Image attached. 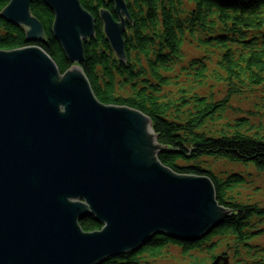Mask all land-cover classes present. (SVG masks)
Wrapping results in <instances>:
<instances>
[{
    "label": "water",
    "instance_id": "95a60500",
    "mask_svg": "<svg viewBox=\"0 0 264 264\" xmlns=\"http://www.w3.org/2000/svg\"><path fill=\"white\" fill-rule=\"evenodd\" d=\"M33 0H10L0 18L25 42L45 41ZM119 22L100 10L103 33L125 63L124 0ZM52 34L72 65L64 74L41 48L0 50V264H102L165 234L194 242L229 216L208 177L177 175L143 113L106 106L81 69L93 17L79 0H43ZM93 217L102 227L85 233ZM210 264H229L217 256Z\"/></svg>",
    "mask_w": 264,
    "mask_h": 264
},
{
    "label": "trees",
    "instance_id": "16d2710c",
    "mask_svg": "<svg viewBox=\"0 0 264 264\" xmlns=\"http://www.w3.org/2000/svg\"><path fill=\"white\" fill-rule=\"evenodd\" d=\"M9 1L0 0V12ZM124 1L130 15L123 32L125 63L112 51L100 19V10H107L119 22L114 3L79 0L95 27L94 37L83 41L81 69L100 103L149 117L162 147L161 164L177 175L208 177L218 204L230 214L197 241L158 234L139 250L102 264H148L170 247L185 257L197 254L196 264L221 255L230 264H264V246L256 242L264 237V204L238 193L251 174L216 175L209 164L223 161L264 173V0ZM30 11L45 41L27 44L23 27L0 18V50L39 47L64 74L72 65L53 37V13L43 0H33ZM185 46L198 55L187 58ZM234 99L251 100L255 110L235 109ZM251 118L259 120L256 126ZM79 225L85 233L102 227L93 217Z\"/></svg>",
    "mask_w": 264,
    "mask_h": 264
},
{
    "label": "rangeland",
    "instance_id": "374dc122",
    "mask_svg": "<svg viewBox=\"0 0 264 264\" xmlns=\"http://www.w3.org/2000/svg\"><path fill=\"white\" fill-rule=\"evenodd\" d=\"M184 53L187 58H192L193 56H197V52L194 50V48L190 46H185ZM232 106L235 109L246 111H254L251 100L245 101L240 99H234L232 101ZM263 113L264 110H261ZM229 118H234V114L232 112L228 113ZM238 117H246L244 114L236 115ZM259 120L255 118H251L250 124L256 126L258 124ZM262 122L264 123V119H262ZM210 167L212 171L216 175H221V173H230V172H236V173H242V174H251V177L249 179V184L246 185V187H243L242 189L238 190V193L240 197H242L243 200H252V201H260L264 204V173H257L252 168H244L242 166L238 165H232L223 161H213L209 160ZM258 244L264 246V237L256 241ZM222 252V250H218L216 252L217 255H219ZM197 255V254H196ZM195 254H193V257L190 258L189 256H182L181 250L177 247H170L166 255L164 257H161L156 260H148V264H196L194 258L196 257ZM201 257V256H200ZM231 263V259L229 264ZM207 264H210L208 262Z\"/></svg>",
    "mask_w": 264,
    "mask_h": 264
}]
</instances>
